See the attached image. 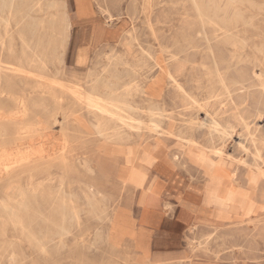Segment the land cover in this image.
<instances>
[{"label": "bare ground", "instance_id": "6f19581e", "mask_svg": "<svg viewBox=\"0 0 264 264\" xmlns=\"http://www.w3.org/2000/svg\"><path fill=\"white\" fill-rule=\"evenodd\" d=\"M13 1L0 19L15 16ZM192 1L200 23L168 25L169 34L147 40L139 54L127 36L121 53L108 42L101 67L72 82L57 63L59 44L35 38L31 27L17 43L3 25L0 208L41 254L50 243L65 246L93 204L123 197L107 191L117 184L171 214L176 201L181 216L233 229L262 224L263 6L229 0L222 15L209 16L203 11L221 6ZM171 183L195 193L165 194ZM35 202L50 205L33 209Z\"/></svg>", "mask_w": 264, "mask_h": 264}, {"label": "rangeland", "instance_id": "374dc122", "mask_svg": "<svg viewBox=\"0 0 264 264\" xmlns=\"http://www.w3.org/2000/svg\"><path fill=\"white\" fill-rule=\"evenodd\" d=\"M210 1L221 9L202 10L209 16L222 15L229 2L206 0V3L211 4ZM10 2L0 0L1 14L9 15ZM13 2L15 16L8 21L0 19L3 34V25L10 23V33L5 34V38L9 39L11 34L18 43L19 32L26 33L31 27L35 38L59 44L57 63L65 68V78L71 82L74 74L86 76L94 65L101 67L105 52H110L107 41L121 53L124 50L121 42L127 36L135 43L133 50L139 54L140 46L151 44L147 40L155 42L156 36L168 35V25L198 24L203 19L192 0ZM258 2L263 6L264 15V0ZM104 8L112 10L113 20H109ZM165 187V194L195 193L186 183H171ZM107 191L124 196L116 201L107 199L93 204L83 215L81 229L76 227L68 243L60 248L50 243L46 254L38 251L35 242L29 240V234L21 232L19 225L13 226L0 208V264H264V213L261 225L246 221L233 229L215 225L212 217L181 216L182 209L177 207L180 205L176 201L173 203L176 214L150 208L141 200V192L121 184L110 185ZM49 205L35 202L31 207L46 210ZM197 205L196 198L185 208ZM104 208L106 212L102 211ZM38 222L44 225L40 218ZM192 223L197 225L196 230H192ZM33 226L38 230L35 221Z\"/></svg>", "mask_w": 264, "mask_h": 264}, {"label": "crops", "instance_id": "0c3cea01", "mask_svg": "<svg viewBox=\"0 0 264 264\" xmlns=\"http://www.w3.org/2000/svg\"><path fill=\"white\" fill-rule=\"evenodd\" d=\"M107 42H111V41H107Z\"/></svg>", "mask_w": 264, "mask_h": 264}]
</instances>
